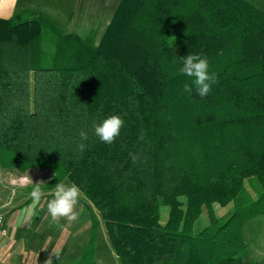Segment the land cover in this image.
Segmentation results:
<instances>
[{
    "label": "trees",
    "instance_id": "trees-1",
    "mask_svg": "<svg viewBox=\"0 0 264 264\" xmlns=\"http://www.w3.org/2000/svg\"><path fill=\"white\" fill-rule=\"evenodd\" d=\"M190 53L216 77L203 98L183 90ZM112 115L125 123L109 145L94 125ZM0 168L48 170L46 190L79 186L122 264H243V227L264 203V11L249 0H122L98 43L29 10L0 18ZM250 178L258 199L218 216ZM92 223L74 264H97Z\"/></svg>",
    "mask_w": 264,
    "mask_h": 264
},
{
    "label": "crops",
    "instance_id": "crops-1",
    "mask_svg": "<svg viewBox=\"0 0 264 264\" xmlns=\"http://www.w3.org/2000/svg\"><path fill=\"white\" fill-rule=\"evenodd\" d=\"M121 1L9 0L8 7L0 9V18H11L29 10L52 19L66 34L102 38ZM11 188L6 194L0 192V216L4 218L6 226V234L0 240V262L44 264L48 256L54 255L58 259L53 257V264L76 263L93 234L91 210L84 203L83 195L77 206L79 219L69 223L62 218L56 223L47 210V202L53 198V192L44 195L36 204L30 199L28 189ZM86 208H89L88 211ZM103 222L98 223L100 229L105 227ZM55 235L58 236L55 238ZM99 261L97 256L96 263L99 264Z\"/></svg>",
    "mask_w": 264,
    "mask_h": 264
},
{
    "label": "rangeland",
    "instance_id": "rangeland-1",
    "mask_svg": "<svg viewBox=\"0 0 264 264\" xmlns=\"http://www.w3.org/2000/svg\"><path fill=\"white\" fill-rule=\"evenodd\" d=\"M256 6L264 11V0H249ZM97 43L101 40V37L95 36ZM48 49H51L48 47ZM30 176L33 183L43 181L44 184L41 185L44 195H49L53 192L54 188L51 190H46L48 182L52 177V173L48 170L42 168H32L25 173L17 172V170H4L0 168V192H5L12 190L14 188H33L32 184H25L23 178ZM13 178V179H12ZM66 183V182H65ZM71 184V182L66 183ZM262 192L259 181L256 178L246 179L245 186L240 193L239 197L230 203L228 206L215 205V210L218 216H223L227 218L236 209H242V211H247L248 208L258 199ZM44 198V197H43ZM84 198V197H83ZM85 200V198H84ZM86 205L90 207L86 208L91 210V216L97 215L100 221H103L99 211L94 209L86 200L84 201ZM163 217L167 212V208L163 207ZM256 210H262V212L256 214L249 221H247L243 227V239L246 245V254L243 260V264H264V203L258 204ZM210 222L208 213L206 212L202 217L200 223L198 222L195 226V230L199 231L200 228L206 226ZM104 223V222H103ZM99 226V225H98ZM100 229L98 227V239H97V252L95 254L96 258L99 257V264H122L119 257L115 254L112 245L110 243L106 227L102 226ZM58 235H55L56 238ZM54 238V240H55ZM6 254V252H4Z\"/></svg>",
    "mask_w": 264,
    "mask_h": 264
},
{
    "label": "clouds",
    "instance_id": "clouds-1",
    "mask_svg": "<svg viewBox=\"0 0 264 264\" xmlns=\"http://www.w3.org/2000/svg\"><path fill=\"white\" fill-rule=\"evenodd\" d=\"M9 0H0V9L8 7ZM183 66L179 69L180 74L192 78V85L188 83L184 85V92L191 93L194 89L201 98L209 95L212 85L215 84L216 77L214 74L209 73V62L206 58H202L199 54H188L186 57L181 58ZM124 120L119 115H112L103 120L102 123L94 125V133L101 142L112 144L115 139L120 135V130L124 126ZM82 140L88 139L86 131L80 132ZM81 150L85 145L80 144ZM131 155V154H130ZM25 184H32L33 188L29 193L30 199L33 203H40L44 196V191L41 185L45 182L39 181L33 183L30 176L24 177ZM53 198L47 202V210L53 222L59 223L63 218L69 223H73L79 219V212L77 206L81 199L82 192L79 186L75 183L66 184L58 182L54 186ZM53 257L57 260L56 256H48L44 264H53Z\"/></svg>",
    "mask_w": 264,
    "mask_h": 264
},
{
    "label": "built area",
    "instance_id": "built-area-1",
    "mask_svg": "<svg viewBox=\"0 0 264 264\" xmlns=\"http://www.w3.org/2000/svg\"><path fill=\"white\" fill-rule=\"evenodd\" d=\"M6 234V226H5V221L2 216H0V240L5 236ZM0 264H2L0 262Z\"/></svg>",
    "mask_w": 264,
    "mask_h": 264
}]
</instances>
